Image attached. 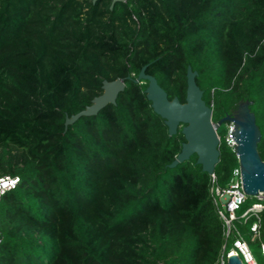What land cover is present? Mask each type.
<instances>
[{
    "label": "trees",
    "instance_id": "obj_1",
    "mask_svg": "<svg viewBox=\"0 0 264 264\" xmlns=\"http://www.w3.org/2000/svg\"><path fill=\"white\" fill-rule=\"evenodd\" d=\"M0 0V264H220L244 238L264 264V210L228 235L215 189L239 165L217 127L213 173L137 81L186 101L187 69L219 122L251 101L264 160V0ZM124 78L116 103L71 116ZM241 256V254H240Z\"/></svg>",
    "mask_w": 264,
    "mask_h": 264
},
{
    "label": "water",
    "instance_id": "obj_2",
    "mask_svg": "<svg viewBox=\"0 0 264 264\" xmlns=\"http://www.w3.org/2000/svg\"><path fill=\"white\" fill-rule=\"evenodd\" d=\"M117 1L125 0H112L110 7L112 8ZM146 68V65L142 67L137 81H148L146 95L151 100L154 110L165 119L169 134H175L182 126L186 139L181 151L169 166L174 167L196 153L197 163L202 165V169L213 173L220 157L221 139L217 127L226 121H233L236 129L232 130L231 136L237 141L235 145L243 189L249 196L264 192V160L258 150L262 133L256 122L255 113L250 108L251 101H240L233 113L227 114L216 123L213 121V108L204 100L203 90L196 82L197 71L191 66L187 69V93L184 102L178 97L169 99L166 90L154 75L146 72ZM102 87L103 92L95 96L91 104L71 116L67 115L66 126L83 115H95L109 103H116L118 94L125 88V80L105 79ZM226 258L227 264H245L237 253H229Z\"/></svg>",
    "mask_w": 264,
    "mask_h": 264
},
{
    "label": "built area",
    "instance_id": "obj_3",
    "mask_svg": "<svg viewBox=\"0 0 264 264\" xmlns=\"http://www.w3.org/2000/svg\"><path fill=\"white\" fill-rule=\"evenodd\" d=\"M226 132L225 140L231 149L236 153L237 141L234 139L232 130L235 131V123L233 121H226ZM236 144V145H235ZM237 155V153H236ZM238 157V155H237ZM19 182L18 177H12L10 175L0 176V197L9 189L14 188ZM217 199L215 200L218 206V213L221 219L224 221L225 234L228 235L231 227L233 226V221L237 218V210L240 208L241 204L246 200L247 195L243 189L242 178H241V168L238 165L233 170V176L229 186L226 189H215ZM257 201L254 202L250 207H248L243 213L242 217L245 220L251 215L257 217V221L254 223L252 229L259 234L258 230L260 227V213L264 210V192H259L256 195ZM0 243H1V231H0ZM264 253V244L262 245ZM234 253L241 254V258L245 264H259L254 253L250 249L248 242L240 237L235 242V249L231 250ZM230 251V252H231ZM229 252V253H230ZM228 253V254H229ZM227 254V255H228ZM220 264H227V260L223 257Z\"/></svg>",
    "mask_w": 264,
    "mask_h": 264
},
{
    "label": "bare ground",
    "instance_id": "obj_4",
    "mask_svg": "<svg viewBox=\"0 0 264 264\" xmlns=\"http://www.w3.org/2000/svg\"><path fill=\"white\" fill-rule=\"evenodd\" d=\"M230 254H234V252L231 251Z\"/></svg>",
    "mask_w": 264,
    "mask_h": 264
},
{
    "label": "clouds",
    "instance_id": "obj_5",
    "mask_svg": "<svg viewBox=\"0 0 264 264\" xmlns=\"http://www.w3.org/2000/svg\"><path fill=\"white\" fill-rule=\"evenodd\" d=\"M225 123V122H224Z\"/></svg>",
    "mask_w": 264,
    "mask_h": 264
}]
</instances>
